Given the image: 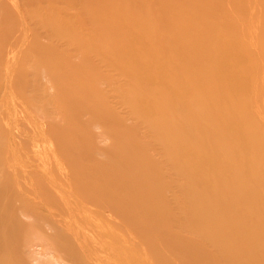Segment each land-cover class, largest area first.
<instances>
[{
    "label": "rangeland",
    "instance_id": "1",
    "mask_svg": "<svg viewBox=\"0 0 264 264\" xmlns=\"http://www.w3.org/2000/svg\"><path fill=\"white\" fill-rule=\"evenodd\" d=\"M108 1L0 0V264H264V0H158L151 55L125 53L169 73L153 103L108 67Z\"/></svg>",
    "mask_w": 264,
    "mask_h": 264
},
{
    "label": "bare ground",
    "instance_id": "2",
    "mask_svg": "<svg viewBox=\"0 0 264 264\" xmlns=\"http://www.w3.org/2000/svg\"><path fill=\"white\" fill-rule=\"evenodd\" d=\"M113 1V2H112ZM138 2V1H141V0H109L108 2H110V3H108V10H107V12H106V16H105V22L107 21V23H106V25H105V32L107 33V34H109L110 36L109 37H112V40L111 41H109L108 42V48L107 49H109V51H108V61H107V63L109 64H107L108 65V67L110 68V70H112V72L113 71H115L117 74H119V75H121L122 76V78H124V80L125 79H127V81H128V83L129 82H131V83H135V84H139L140 86H142L143 84V86H142V88H146L147 86H151V88L153 89V87L155 88V85H157V84H162V86H164L165 85V83L167 84V82H165V81H168V80H166V79H168V76H170L169 75V73H168V75H167V77H166V79H165V76H166V72L165 73H163V70L160 68V66H158V62H156V61H150V63H145L144 65H141V66H138L137 64H135V63H133V62H131L130 60H127L126 59V51L128 50V49H132V52H134L133 54H135V53H137V54H135V55H140V53H142L141 54V56L144 54V57H146V56H150L151 55V52L150 51H152L151 49H152V45H151V42L152 41H154V42H152V44H154L155 43V41H156V39H155V37H153L154 35H155V33H154V31L152 30L153 28H152V25L154 24V20H155V23L157 22L156 20V18H154L155 17V15H156V13L158 12V11H155L156 13H153V12H151L150 10H151V8H152V6H154L155 5V3L158 1V0H142L143 2V5H145V6H147L146 8H145V10H143V12H142V10H139V5L138 4H136V3H134V4H130V5H128V6H126V4H129V3H126V2ZM174 2L175 1H179L180 3V7H182V8H185L186 9V11H187V13L188 14H195V15H198V12L200 13V16L201 17H203L204 18V20H209V16L207 17V19H205L206 18V16H207V14L209 13H207L206 14V10H210V8H209V6L207 5V4H204V1L205 0H189V1H184V0H173ZM263 1V0H262ZM115 2V3H114ZM117 2H120V3H118L117 4ZM147 2V3H146ZM220 2V1H219ZM264 2V1H263ZM206 3V2H205ZM121 4V5H120ZM264 4V3H263ZM142 5V4H141ZM151 5V6H150ZM207 5V6H206ZM260 5H261V2H260ZM144 6V7H145ZM208 7V8H207ZM260 8V6L258 7V9ZM204 9H206L205 11H204ZM257 9V10H258ZM256 10V11H257ZM255 11V12H256ZM205 12V13H204ZM256 13H258V19H259V17H260V19L262 18V16L264 17V8H260L259 9V12H256ZM86 15V14H85ZM130 15H132V16H130ZM137 15H139V16H137ZM209 15V14H208ZM134 16V17H133ZM253 16V15H252ZM131 17V19H133V20H135V17H136V19L137 20H135V22H128V19ZM133 17V18H132ZM137 17H139V19L137 18ZM257 17V16H256ZM154 19V20H150L149 21V19ZM254 18V17H253ZM138 21H140L139 23L141 24V22H143V24H141V26L139 25V26H136V22H138ZM145 21V22H144ZM159 22V21H158ZM264 23V21H263V18L261 19V23ZM134 23H136V24H134ZM144 23H149V25L147 24L146 26H144ZM150 23H152V24H150ZM262 23V28H261V26H259V28L260 29H258V30H261V31H259L260 33H261V36L259 35V32H258V36H256L257 37V40H256V38H255V40L254 41H257V43H258V40L259 39H261L263 42H264V24ZM155 25V24H154ZM259 25V24H258ZM257 25V26H258ZM261 25V24H260ZM208 27V26H207ZM220 28H221V30H220ZM231 28V27H230ZM196 30V29H195ZM202 30V29H201ZM228 26H226L225 25V23H223V22H220V21H216V20H214L212 23H211V30L209 29V27L207 28V32L209 31V34H207V38H208V41L209 42H211L216 36H217V34H218V32L219 31H221V33L223 34V35H227V32H228ZM6 31V30H5ZM124 31H128V32H130L131 31V33H133V35H135V37L132 39V42L131 43H128L127 41H126V39H124L123 38V35H118L117 33L119 32V33H121V34H124ZM203 31V30H202ZM117 32V33H116ZM123 32V33H122ZM201 31L200 30H196V31H194V33H193V36H194V38H193V36H192V38L194 39H192V41H194V43L196 44L195 46L194 45H192L193 47H195V48H201L202 47V45L204 44V41H203V38H201V34H203L202 32L200 33ZM113 33H115V36H113ZM169 34V35H168ZM165 33V34H163V36H160V37H165L164 38V40H166V42H169V40L168 39H170V38H172V35H170V33ZM171 34H173V33H171ZM223 35H221V40H220V42H217L216 43V45H217V49L218 50H216V52H215V55L216 56H221V55H223L224 54V47L225 46H230L231 45V43H230V39L228 38V37H225V36H223ZM168 36H170V37H167ZM5 37H6V35H5ZM109 37H107V39L109 38ZM159 37V36H158ZM231 37V36H230ZM155 40H154V39ZM162 38V39H163ZM249 38V37H248ZM259 38V39H258ZM115 39V40H114ZM159 39V38H158ZM173 39V38H172ZM109 40V39H108ZM125 40V41H124ZM250 40V39H249ZM248 40V42L247 43H249L250 41ZM191 41V42H192ZM246 41H247V39H246ZM130 42V41H129ZM170 42H171V39H170ZM262 42V43H263ZM251 43V42H250ZM257 43H254V44H257ZM262 43H259V44H257V45H260V46H262L261 44ZM170 44V43H169ZM213 44V43H212ZM252 44V43H251ZM250 44V45H251ZM254 44H252L251 46H254V47H256ZM150 48V46H151V48L149 49L147 46ZM248 45V44H247ZM246 45V46H247ZM146 46V47H145ZM107 47V46H106ZM145 47V48H144ZM249 47L250 46H248V50H249ZM148 48V49H147ZM256 48H258V46L256 47ZM137 49H140L139 50V53H138V50ZM144 49H146V51L144 50ZM250 49H251V47H250ZM141 50H144V51H141ZM149 52H148V51ZM260 50V49H259ZM141 51V52H140ZM251 51H253V49L251 50ZM144 52V53H143ZM257 52V51H256ZM256 52H254L253 54H256ZM167 53V52H166ZM260 53V52H259ZM261 53H263V54H261V55H259V54H257V56H255V55H253L254 57H255V62H256V68H258L259 70H260V72H263V70H264V52L262 51V49H261ZM167 55H168V53H167ZM172 55V54H171ZM154 57V56H153ZM168 57V56H167ZM166 56H164V57H162V59L161 60H159V62L161 63V64H164L163 66L165 67L167 64V60H168V58H167ZM171 56L169 55V58H170ZM179 59H181V58H179ZM172 60V59H171ZM33 64V63H32ZM168 64H169V62H168ZM171 64V63H170ZM169 64V65H170ZM31 65V64H30ZM110 66H112V67H110ZM35 67H36V65H35ZM168 67V66H167ZM188 67V66H187ZM112 68V69H111ZM113 68H114V70H113ZM193 68V67H192ZM256 68H255V70H256ZM261 69H262V71H261ZM170 70V69H169ZM258 70V71H259ZM34 71V70H33ZM192 71H196V70H192ZM121 73V74H120ZM174 73V72H173ZM171 74V73H170ZM118 76V75H117ZM121 76H119L120 78H121ZM261 76V75H260ZM39 77H40V75H39ZM172 78V77H171ZM113 79H115V78H113ZM260 79H262V78H260ZM259 79V80H260ZM214 80V79H213ZM240 80V79H239ZM120 81V80H119ZM121 81H122V79H121ZM120 81V82H121ZM215 81V80H214ZM125 82V81H124ZM142 82H143V84H142ZM200 83H198V85H196L195 87H192L191 89H190V92H188L187 94H186V101H185V106L188 108L189 107V109H190V111H192V112H194V113H197V112H201V111H204V109H202V108H200L199 107V105L195 102V99H191V97H193V95H194V93L197 91V89H201V86H203V87H205L206 86V84L205 83H202V81H199ZM238 82V81H237ZM164 84V85H163ZM126 85V84H125ZM146 85V87H144ZM153 86V87H152ZM127 87V86H126ZM151 88H146L145 90H147V93L145 92V91H141V90H143V89H140V90H137L138 92H145L146 93V95H148V97H147V99H148V102H154L153 100H151L150 99V97H152V93H153V91H155L154 89H153V91L152 90H150ZM169 88V87H168ZM175 87H172V88H169V93L170 94H168L169 95V97H170V95H171V93H173L174 92V90L176 89H174ZM216 88V87H215ZM180 90V89H179ZM196 90V91H195ZM152 91V92H151ZM217 91H219V92H217ZM217 91L215 90L214 91V93L212 94V97H211V99H213L214 101H220V100H224L225 99V94H222L221 93V88H219V89H217ZM225 92V91H224ZM157 94V93H156ZM159 95V94H158ZM188 97H190V99H188ZM196 97V96H195ZM194 97V98H195ZM156 100V99H155ZM180 108V107H179ZM20 165V164H19ZM134 233V232H133ZM42 246V245H41ZM46 249V248H45ZM44 249V250H45ZM35 252V251H34ZM41 256V255H40ZM38 257V256H37ZM36 260V259H35Z\"/></svg>",
    "mask_w": 264,
    "mask_h": 264
}]
</instances>
